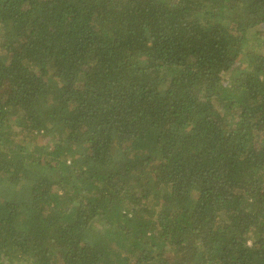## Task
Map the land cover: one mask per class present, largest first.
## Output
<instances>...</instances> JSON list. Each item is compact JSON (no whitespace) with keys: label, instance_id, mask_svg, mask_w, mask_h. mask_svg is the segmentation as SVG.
Instances as JSON below:
<instances>
[{"label":"trees","instance_id":"obj_1","mask_svg":"<svg viewBox=\"0 0 264 264\" xmlns=\"http://www.w3.org/2000/svg\"><path fill=\"white\" fill-rule=\"evenodd\" d=\"M0 264H264V0H0Z\"/></svg>","mask_w":264,"mask_h":264},{"label":"rangeland","instance_id":"obj_2","mask_svg":"<svg viewBox=\"0 0 264 264\" xmlns=\"http://www.w3.org/2000/svg\"><path fill=\"white\" fill-rule=\"evenodd\" d=\"M149 153L148 152H135L133 153V157L134 158H143V157H146Z\"/></svg>","mask_w":264,"mask_h":264}]
</instances>
